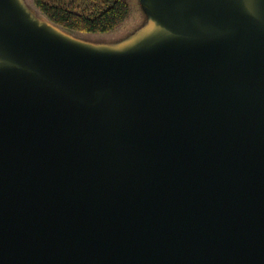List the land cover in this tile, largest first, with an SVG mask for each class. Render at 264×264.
<instances>
[{"label":"water","instance_id":"obj_1","mask_svg":"<svg viewBox=\"0 0 264 264\" xmlns=\"http://www.w3.org/2000/svg\"><path fill=\"white\" fill-rule=\"evenodd\" d=\"M144 3L111 47L0 0V264H264V0Z\"/></svg>","mask_w":264,"mask_h":264},{"label":"trees","instance_id":"obj_2","mask_svg":"<svg viewBox=\"0 0 264 264\" xmlns=\"http://www.w3.org/2000/svg\"><path fill=\"white\" fill-rule=\"evenodd\" d=\"M41 13L60 28L81 34H107L130 19L129 0H33Z\"/></svg>","mask_w":264,"mask_h":264},{"label":"rangeland","instance_id":"obj_3","mask_svg":"<svg viewBox=\"0 0 264 264\" xmlns=\"http://www.w3.org/2000/svg\"><path fill=\"white\" fill-rule=\"evenodd\" d=\"M144 1L145 0H129L131 4L130 19L114 32L107 34H81L78 32H70V35L72 37L74 36L76 39H79L83 43L86 42L94 46L101 45L112 47L119 46L121 44H129L132 41L137 42L142 40L145 38V34L153 27L152 13H150ZM13 2L19 12L25 18L29 19L34 25H40V23H50L51 20H48L41 13L38 7L35 6L33 0H13ZM65 31L67 30L65 29Z\"/></svg>","mask_w":264,"mask_h":264}]
</instances>
